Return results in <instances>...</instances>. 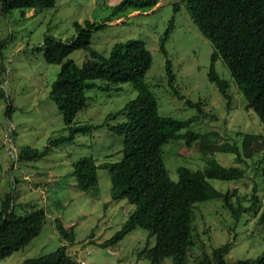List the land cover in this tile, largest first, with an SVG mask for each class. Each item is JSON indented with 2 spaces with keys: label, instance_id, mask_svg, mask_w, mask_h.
Segmentation results:
<instances>
[{
  "label": "rangeland",
  "instance_id": "1",
  "mask_svg": "<svg viewBox=\"0 0 264 264\" xmlns=\"http://www.w3.org/2000/svg\"><path fill=\"white\" fill-rule=\"evenodd\" d=\"M118 1L56 0L53 7L31 8L24 16L18 9L7 15L0 13V210L6 195L10 196L16 214L29 209L27 203L45 210L40 232L25 246L2 258L0 264H24L25 259L51 253L60 244H66L72 259H82L85 264H149L148 258L139 253L154 244L155 236L144 227L137 226L115 243L103 245L121 228L132 210L126 199L110 197L108 170L98 168L97 183L87 190L76 185V177L71 173L72 162L81 156H91L96 163L122 158L123 136L109 130L105 120L107 114L119 111L136 96L130 82L102 90L105 82L96 80V86L85 90L88 98L77 112L75 122L98 127L77 133L70 142L50 146L44 156L28 160L17 155L26 146L42 150L51 139L68 133L60 111L49 96L60 65L44 60V37L50 34L68 39L75 34L74 21L100 22ZM178 2L175 11L173 4ZM171 18L174 22L165 49L175 75L172 86L167 81L165 56L159 48ZM127 39L142 40L152 55L144 80L156 97L160 114L185 120L197 114L196 108L185 100L202 103V114L189 127L205 133L204 138L191 146L184 139L170 140L162 146L169 177L177 180L179 166L203 169L205 160L213 157L221 165L245 169L242 178H209L216 189L234 190L245 206L251 203L253 189L258 197L256 211L242 212L237 221L218 198L195 203L193 245L186 264H196V258L204 250L210 254L225 242L231 243L225 254L227 260L258 255L264 250V221L259 216L264 210V145L255 144V138L247 141L251 154L242 153V162L236 161L234 153L221 151L220 145L231 143L242 149L247 133L258 139L264 137L263 125L253 110L245 106L241 92L221 60L216 61L215 67L230 82L229 107L215 84L208 80L213 46L200 33L180 0H159L151 9L124 12L95 31L90 45L106 55L115 42ZM86 56V50L76 49L68 58L80 65ZM124 119L120 114L110 122ZM10 128L11 140L5 136ZM42 177L51 178L48 185H42ZM57 220L66 229H72V241L61 238L55 226ZM162 264H172L171 258L165 257Z\"/></svg>",
  "mask_w": 264,
  "mask_h": 264
},
{
  "label": "trees",
  "instance_id": "2",
  "mask_svg": "<svg viewBox=\"0 0 264 264\" xmlns=\"http://www.w3.org/2000/svg\"><path fill=\"white\" fill-rule=\"evenodd\" d=\"M56 0H0V13L7 15L18 9L24 16L28 9L41 10L53 7ZM159 0H119L110 13L100 22L84 20L73 22L75 34L62 40L47 34L42 49L47 62L60 65L52 82L49 96L62 115L67 135L51 139L42 150L23 147L17 155L21 159L44 156L50 146L70 142L79 132L90 131L98 125L78 124L77 112L87 101L85 90L96 86V80L105 84L102 90L118 84L130 82L136 89V96L129 99L119 111L106 116V126L112 132L123 136L122 158L119 161L96 163L91 156H81L72 162L71 173L76 177V185L82 190L92 188L97 183V169L106 168L110 178V197L126 199L132 204L121 228L103 245L115 243L123 235L137 226L146 228L155 236L154 244L144 248L139 255L148 258L149 264H162L170 257L172 264H186L189 249L193 245L192 222L195 203L213 198L222 201L232 218L237 221L245 211H256L258 197L253 189L251 203L245 206L233 190L222 192L216 189L209 178L238 179L245 174L242 166L219 164L213 157L205 160L203 169L192 170L185 166L177 167L178 178L172 180L165 168L162 146L170 140L184 139L187 146L202 140L205 133L189 127V123L202 114V103L186 99L185 102L196 108L197 114L182 120L158 112L157 100L145 83L144 77L151 65L152 55L140 39H127L115 42L104 55L91 47L93 33L103 28L113 18L131 10H148ZM184 3L191 19L200 33L213 46L207 78L230 106L228 88L230 82L216 70L215 63L221 60L232 81L241 92L245 106L251 108L264 127V0H180ZM178 3L173 9L178 10ZM173 18L161 37L159 48L165 56V72L172 86L174 73L171 60L167 57L165 40L173 27ZM76 49L87 51L84 61L78 65L68 55ZM177 93V91L175 90ZM1 95V93H0ZM183 98L182 94H178ZM11 106L7 108L10 111ZM123 114L121 122L110 120ZM184 129L181 133L180 130ZM243 137L242 149L236 144L221 143L220 150L234 153L237 162L244 155H250L247 141L255 138V144L264 145V137ZM242 151V152H241ZM235 198V199H234ZM29 209L16 214L10 196L6 195L0 210V260L13 251L25 246L41 229L45 210L27 203ZM264 221V210L260 212ZM55 226L65 241H72L74 233L57 220ZM230 242L217 246L211 253L205 250L196 258V264H264V250L254 257L227 260L225 254ZM24 264H79L67 253L66 244H60L51 253L27 258Z\"/></svg>",
  "mask_w": 264,
  "mask_h": 264
},
{
  "label": "built area",
  "instance_id": "3",
  "mask_svg": "<svg viewBox=\"0 0 264 264\" xmlns=\"http://www.w3.org/2000/svg\"><path fill=\"white\" fill-rule=\"evenodd\" d=\"M11 131H12V128L9 129V132L5 133V136H6L7 138H9V140H11V136H10V135H11ZM78 263H79V264H85V261L82 260V259H79V260H78Z\"/></svg>",
  "mask_w": 264,
  "mask_h": 264
},
{
  "label": "crops",
  "instance_id": "4",
  "mask_svg": "<svg viewBox=\"0 0 264 264\" xmlns=\"http://www.w3.org/2000/svg\"><path fill=\"white\" fill-rule=\"evenodd\" d=\"M159 3V1H158ZM51 178L47 177V178H43L42 177V185H48V182L50 181ZM129 205L132 207L133 205L129 203Z\"/></svg>",
  "mask_w": 264,
  "mask_h": 264
}]
</instances>
